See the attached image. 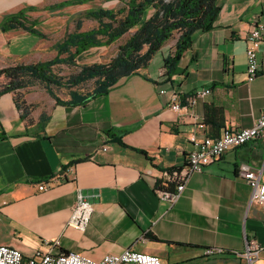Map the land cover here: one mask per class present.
Wrapping results in <instances>:
<instances>
[{"label":"crops","instance_id":"crops-1","mask_svg":"<svg viewBox=\"0 0 264 264\" xmlns=\"http://www.w3.org/2000/svg\"><path fill=\"white\" fill-rule=\"evenodd\" d=\"M117 1L124 7L115 11L113 0H0V24L24 11L36 30L0 31V69L50 62L54 73L69 77L85 66L109 64L138 29L109 42L130 10L128 0ZM218 5L213 29L194 34L170 76L164 60L180 33L138 73L80 104L58 103L41 84L0 95V133L6 135L0 139V245L38 258L48 241L59 239L55 253L94 260L130 248L167 264H249L236 252L245 251L247 238L264 247V204L251 203L252 188L237 170L246 163L264 181V138L194 173L173 205L155 191L165 172L186 164L194 139L218 136L227 126L251 127L263 110L264 42L258 75L249 82L246 36L254 22L264 25V0ZM15 79L0 76V89ZM206 88L211 93L195 105L172 108ZM94 89L91 80L80 91L87 96ZM54 91L70 99L69 90ZM212 106L223 111L218 128L206 121L208 113L216 120L212 109L207 112ZM43 183L48 187L40 190ZM79 194L93 206L85 231L68 226ZM210 247L225 253L206 255ZM254 264H264V249Z\"/></svg>","mask_w":264,"mask_h":264},{"label":"trees","instance_id":"trees-1","mask_svg":"<svg viewBox=\"0 0 264 264\" xmlns=\"http://www.w3.org/2000/svg\"><path fill=\"white\" fill-rule=\"evenodd\" d=\"M129 15L124 22L115 28L110 36V43L125 35L131 28L137 27L127 41L119 47L116 57L106 65L83 67L78 73L69 77L59 76L52 70V63H36L31 65L18 64L0 69V76L16 79L13 83L0 89V95L8 90L20 87H30L35 84L45 86L48 92L60 104L76 105L85 102L88 97L107 93V91L122 77L138 73L140 68L147 66L154 54L170 40L175 33H180L175 50L164 60V68L168 76L176 72L184 52L193 43L194 34L198 31L207 32L213 29L219 15L218 0H128ZM154 12L148 14L149 9ZM34 22L28 20L24 11L6 15L0 24V31L23 28L36 32ZM95 80L93 93L83 96L81 87ZM54 88H65L70 91V99H60ZM213 110V118L206 115V121L217 128L223 123V111L216 107H207V112ZM210 118V119H209ZM109 132H107L108 134ZM116 140L120 138L113 135ZM6 137L0 133V139ZM139 152L147 155L143 150ZM158 188L173 190V186H163L159 181Z\"/></svg>","mask_w":264,"mask_h":264},{"label":"built area","instance_id":"built-area-1","mask_svg":"<svg viewBox=\"0 0 264 264\" xmlns=\"http://www.w3.org/2000/svg\"><path fill=\"white\" fill-rule=\"evenodd\" d=\"M263 42L264 25L256 21L246 36V74L249 82L253 81L258 75L259 62L257 54ZM210 93V88L197 91L187 98L184 105L177 101L172 105V108L179 111L182 108L193 106ZM259 138H264V106L260 117L251 127L235 129L227 126L218 136H205L202 139H194V147L187 156L186 164L183 167L165 172L164 178L161 180L163 186H173V190L156 187L155 191L158 198L170 202L171 205L175 204L186 188L189 178L194 173L202 172L205 167L215 162L228 150L243 146ZM237 171L240 177L252 188L251 203L264 204V181L261 178V171L251 169L246 163H241ZM47 187L48 185L43 183L39 186V189L45 190ZM92 213V204L82 194H79L72 207L68 226L85 231ZM46 245L50 247L38 258L25 257L14 246L0 245V264H167L156 255L137 252L130 248L121 253L107 254L100 260H94L79 252L55 253L53 249L61 245L59 239L48 241ZM263 249L264 247L256 238H247L245 251L236 253L246 258L249 264H254L259 260ZM205 253L211 256L225 253V250L219 247H210L206 249Z\"/></svg>","mask_w":264,"mask_h":264},{"label":"rangeland","instance_id":"rangeland-1","mask_svg":"<svg viewBox=\"0 0 264 264\" xmlns=\"http://www.w3.org/2000/svg\"><path fill=\"white\" fill-rule=\"evenodd\" d=\"M168 2H172V1H178V0H166ZM124 7V3H121V2H118L117 0H113V3H112V9H114L115 11L119 10L120 8H123ZM154 10L153 8L149 9L148 11V14H151L153 13ZM118 18H121V16H118ZM7 80V79H6ZM2 86V83L0 81V87Z\"/></svg>","mask_w":264,"mask_h":264}]
</instances>
